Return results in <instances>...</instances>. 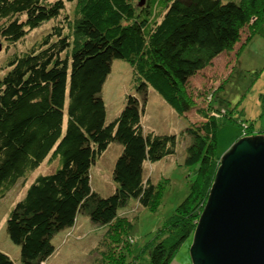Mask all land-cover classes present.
<instances>
[{
  "label": "trees",
  "instance_id": "16d2710c",
  "mask_svg": "<svg viewBox=\"0 0 264 264\" xmlns=\"http://www.w3.org/2000/svg\"><path fill=\"white\" fill-rule=\"evenodd\" d=\"M73 1L0 0V199L23 184L6 232L25 264L44 262L54 251L52 235L74 226L81 212L103 226L123 196L151 206L157 188L143 166L174 154L186 134L144 128L149 90L179 114L188 111L191 78L232 49L245 25L264 17V0H84L73 44L64 33L66 4ZM114 60L132 66L135 94L107 121L101 93ZM217 125L208 116L199 127L207 147L190 146L202 157L180 207L188 209L176 214L165 238L154 239L149 264H172L192 236L220 162L208 156ZM112 142L121 147L112 170L117 186L101 196L91 187L90 168ZM43 164L52 170L29 183ZM0 264L16 262L0 250Z\"/></svg>",
  "mask_w": 264,
  "mask_h": 264
},
{
  "label": "rangeland",
  "instance_id": "374dc122",
  "mask_svg": "<svg viewBox=\"0 0 264 264\" xmlns=\"http://www.w3.org/2000/svg\"><path fill=\"white\" fill-rule=\"evenodd\" d=\"M83 1L66 4L69 23L64 33L73 44L78 40L73 29ZM240 34L232 49L225 50L191 78L186 87L192 105L188 111L179 114L157 92L149 90L142 116L144 128L158 134L178 135L180 131L186 134L180 136L174 154L143 166L145 178L157 188L151 206L143 207L137 199L123 196L117 214L103 226L94 223L87 213H79L74 226L52 235L54 251L40 264H149L154 239L163 238V231L167 232L171 223H175L176 214L188 209L186 205L180 207L198 180L202 157V153L193 156L190 146L196 143L202 152L206 149L199 131L206 118L214 117L218 123L216 147L214 152L209 151L210 158L220 160L240 138L264 136V17L253 19ZM0 45L3 50L2 40ZM2 55L1 51L0 58ZM135 82L130 63L114 60L101 93L107 121L119 113L127 95L135 94ZM120 149L118 143L112 142L90 168L91 187L101 196H108L116 189L112 170ZM200 167L202 175L205 165ZM50 170L52 167L43 164L32 173L29 183L38 174ZM23 194V184L18 183L0 199V250L10 255L16 264L25 263L21 260L19 246L6 232V220ZM195 228L192 236L175 252L172 264H192L189 249Z\"/></svg>",
  "mask_w": 264,
  "mask_h": 264
},
{
  "label": "water",
  "instance_id": "95a60500",
  "mask_svg": "<svg viewBox=\"0 0 264 264\" xmlns=\"http://www.w3.org/2000/svg\"><path fill=\"white\" fill-rule=\"evenodd\" d=\"M189 252L192 264H264V136L222 155Z\"/></svg>",
  "mask_w": 264,
  "mask_h": 264
},
{
  "label": "crops",
  "instance_id": "0c3cea01",
  "mask_svg": "<svg viewBox=\"0 0 264 264\" xmlns=\"http://www.w3.org/2000/svg\"><path fill=\"white\" fill-rule=\"evenodd\" d=\"M223 52H224V51H223ZM223 52H222V53H223ZM222 53H221V54H222ZM221 54H220V55H221ZM220 55H219V56H220ZM219 56H217L216 58H218ZM216 58H215V59H216Z\"/></svg>",
  "mask_w": 264,
  "mask_h": 264
}]
</instances>
